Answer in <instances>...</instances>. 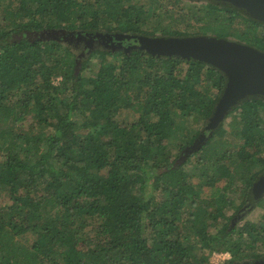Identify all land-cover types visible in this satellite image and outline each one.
Masks as SVG:
<instances>
[{
  "label": "trees",
  "instance_id": "obj_1",
  "mask_svg": "<svg viewBox=\"0 0 264 264\" xmlns=\"http://www.w3.org/2000/svg\"><path fill=\"white\" fill-rule=\"evenodd\" d=\"M259 26L212 0L198 7L191 0H0V264L263 257L264 210L259 221L231 219L264 171V98L242 100L226 126L221 121L194 146L202 131L181 124L172 109L208 118L212 89L222 92L225 74L197 59L147 53L134 37L212 34L264 51ZM105 32L119 45L92 44ZM119 108L136 118L119 123ZM194 183L210 185L212 195L195 194ZM258 204L264 208V197ZM226 207L232 212L221 223ZM215 223V232L205 230Z\"/></svg>",
  "mask_w": 264,
  "mask_h": 264
},
{
  "label": "water",
  "instance_id": "obj_2",
  "mask_svg": "<svg viewBox=\"0 0 264 264\" xmlns=\"http://www.w3.org/2000/svg\"><path fill=\"white\" fill-rule=\"evenodd\" d=\"M214 1L243 10L255 20L264 23V0ZM134 37L138 41L137 46L145 49L147 53L197 59L213 65L225 74V85L205 126L210 133L230 109L245 98L249 96L264 98V51L254 46L208 34L194 36L140 34ZM263 192L264 171L249 188L246 206L252 205ZM251 264H264V256L252 261Z\"/></svg>",
  "mask_w": 264,
  "mask_h": 264
},
{
  "label": "rangeland",
  "instance_id": "obj_3",
  "mask_svg": "<svg viewBox=\"0 0 264 264\" xmlns=\"http://www.w3.org/2000/svg\"><path fill=\"white\" fill-rule=\"evenodd\" d=\"M135 1H139V2H144L146 0H135ZM205 1H209V0H191V2L195 3L196 4V7H198L201 3H204ZM214 1V0H212ZM188 2V1H187ZM216 2V1H215ZM221 5H224L226 6L225 3H221V2H217ZM240 12H242L243 14L245 15H248L250 16L249 14H247L245 11L243 10H240ZM251 17V16H250ZM252 18V17H251ZM259 30H264V28L262 26H259L258 27ZM105 33H108V32H105ZM104 33V34H105ZM110 33V32H109ZM103 34V35H104ZM208 35H212V34H208ZM73 44H75V46H77L78 48L82 47L83 44H82V41H79V40H73ZM213 91V95L216 97V100L218 99L220 93H218L216 91V88L213 87L212 89ZM216 92V93H215ZM232 109H230L231 111ZM229 111V112H230ZM172 114H173V117L175 119H177L181 124H187V125H191L192 127L196 128V129H199V131H203V129H206L205 126L207 125L208 123V118H201V119H197L196 121L193 120L192 116H188L186 114H183L179 109L177 108H173L172 109ZM228 112V113H229ZM227 113V114H228ZM223 118L222 122H224V126L227 125L228 121L231 119V115H227ZM137 116V112L133 111L132 109L130 108H119V111L117 113V120L119 123H122V122H132ZM199 135H201L202 133H198ZM225 134L229 135L228 132H226ZM243 142V139H241L240 141H238V144L236 145V147H239L241 145V143ZM170 150H172V153H175L177 151V148L176 147H169ZM179 159H181L182 157H184V154H179ZM197 155L198 154H194L192 156L189 157V163L195 161V159L197 158ZM218 164V163H217ZM217 164L215 165H212L211 167V171H215L217 170ZM188 163L185 164L186 167H188ZM196 179L197 178H193L192 180L194 182H196ZM224 180L225 178H221L218 182H217V185H222L224 183ZM194 193L199 195L200 197H206V196H209V195H212V192H213V188L210 186V185H207V184H203L201 186H197L196 183H194ZM157 195L159 197H163V195L161 193H157ZM264 197V192L260 195V197L250 206H244L242 207L239 212L237 213V215H235V218L233 217L231 220L234 222H239V221H243L245 219H249V220H252V221H259L262 217V212L264 210L263 206L262 205H259L258 202ZM232 210L231 208H224L223 209V215H221L218 220L222 221L227 219V217L231 214ZM210 221V220H209ZM218 223V221H217ZM228 224H231V222H227ZM218 226V224H214V225H211V224H207L206 225V229L208 232H215L216 230V227ZM230 254L228 252H213L210 254L209 256V261L213 264H220L223 260H225L227 257H229Z\"/></svg>",
  "mask_w": 264,
  "mask_h": 264
},
{
  "label": "flooded vegetation",
  "instance_id": "obj_4",
  "mask_svg": "<svg viewBox=\"0 0 264 264\" xmlns=\"http://www.w3.org/2000/svg\"><path fill=\"white\" fill-rule=\"evenodd\" d=\"M103 34H99L96 38H94L95 40L94 39L92 40V44L95 42L94 44L98 43V44H103L106 46L110 45L111 47L119 45V41L114 38L115 37L114 35H111L110 33H105L104 35ZM201 133H202L201 135L198 134L197 138L194 139V141H195L194 146H198L199 142H201L202 140L205 139V137L209 133V131H208V129H203V131Z\"/></svg>",
  "mask_w": 264,
  "mask_h": 264
}]
</instances>
